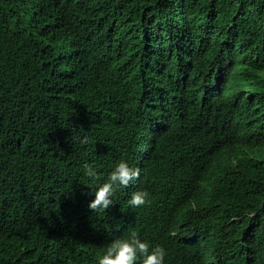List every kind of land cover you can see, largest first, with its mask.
I'll use <instances>...</instances> for the list:
<instances>
[{
	"label": "trees",
	"instance_id": "1",
	"mask_svg": "<svg viewBox=\"0 0 264 264\" xmlns=\"http://www.w3.org/2000/svg\"><path fill=\"white\" fill-rule=\"evenodd\" d=\"M133 231L164 264H264V0H0V264Z\"/></svg>",
	"mask_w": 264,
	"mask_h": 264
},
{
	"label": "clouds",
	"instance_id": "2",
	"mask_svg": "<svg viewBox=\"0 0 264 264\" xmlns=\"http://www.w3.org/2000/svg\"><path fill=\"white\" fill-rule=\"evenodd\" d=\"M84 142V141H81ZM84 173L92 180L97 179L96 171L89 165H84ZM171 177L178 181L177 188L181 187L180 180L189 174V171L183 174L169 172ZM167 177L168 173H164ZM140 176L139 168H132L126 162H119L108 175L107 182L99 185L94 192V200L88 207L93 213L105 211L113 205L112 197L117 186L132 187L130 182L138 179ZM149 202V193L147 191H134L128 204L133 208H139ZM166 256L165 249L160 246L150 248L147 242H142L133 231L127 238H116L106 249V252L98 258V264H136L140 259V264H164Z\"/></svg>",
	"mask_w": 264,
	"mask_h": 264
}]
</instances>
